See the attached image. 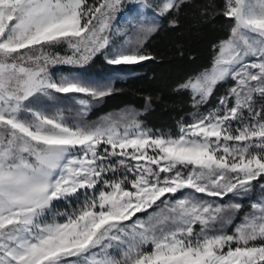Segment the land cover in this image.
<instances>
[{
  "label": "snow or ice",
  "instance_id": "6c2138e0",
  "mask_svg": "<svg viewBox=\"0 0 264 264\" xmlns=\"http://www.w3.org/2000/svg\"><path fill=\"white\" fill-rule=\"evenodd\" d=\"M181 2L163 0L156 14L178 12ZM124 4L0 0V264H264V202L228 234L241 205L205 198L240 196L264 177V0H226L229 37L215 46L212 68L181 87L199 106L218 83L234 86L175 137L132 112L87 121L89 101L78 94L113 89L49 72L108 49ZM134 27L110 64L151 58L141 49L158 25ZM64 46L71 56L52 51ZM44 100L55 104L45 109ZM62 102L79 104L78 118ZM81 190L77 209L48 219L53 201Z\"/></svg>",
  "mask_w": 264,
  "mask_h": 264
},
{
  "label": "trees",
  "instance_id": "16d2710c",
  "mask_svg": "<svg viewBox=\"0 0 264 264\" xmlns=\"http://www.w3.org/2000/svg\"><path fill=\"white\" fill-rule=\"evenodd\" d=\"M91 3L92 0H89ZM135 0H125L124 7L117 13L112 25ZM226 0H190L181 4L178 12L163 18L164 25L145 44L142 53L150 56L131 68L137 74L121 88L105 97L104 104L95 114H106L125 106L144 109L150 102L152 110L143 116L145 123L157 132L175 134L184 124H191L186 115L193 111L189 92L178 87L194 75L209 69L214 61L216 47L227 39L231 21L222 13ZM176 21L168 26L170 19ZM52 51L61 57L71 56L67 47ZM101 55H94L83 64H57L62 73L72 70L95 72L105 67ZM220 86L213 92L206 106H216ZM221 95V96H220Z\"/></svg>",
  "mask_w": 264,
  "mask_h": 264
},
{
  "label": "rangeland",
  "instance_id": "374dc122",
  "mask_svg": "<svg viewBox=\"0 0 264 264\" xmlns=\"http://www.w3.org/2000/svg\"><path fill=\"white\" fill-rule=\"evenodd\" d=\"M187 1L190 0H182L181 4ZM162 2L163 0H135V2L132 5H130L125 11H123L122 15H120L117 18L116 22L112 25V31L111 34L109 35V41H110L109 48L97 53V55H101L102 59L105 61L106 65L105 67H103V69H101L102 68L101 67L100 69H97V71L95 72L88 71L86 69V70H72L67 73H62V70L59 66H52L49 68V72L57 80L65 76L78 77L89 83L98 84L102 86H109L113 89L111 92L113 93L116 90L117 84H119L118 88H121V86H123L130 78L137 76V74L134 73L133 69L131 68L133 64L132 65L110 64L108 62V59L110 58L111 49L113 47L126 46L129 40H133L136 34V28L134 26L139 24H144L145 26H151L153 23H155L156 25H158L157 30L151 35H149L147 39L144 41L143 47L141 49L142 51L148 40L164 25L163 18L166 16L161 17L156 14L157 7ZM172 20L173 19L171 18L168 21V26L173 25L171 23ZM211 68L212 66L209 69ZM205 71H202L194 75L193 77H196ZM234 83L235 81H233L232 79H228L224 82L218 83L214 91L218 88V86H220L222 87L220 88L221 90L220 94L223 93V95L220 96L221 97L227 96L229 93V89L234 86ZM178 90L189 92L192 98L191 92L189 90L182 88L181 85L178 87ZM78 95L89 101V108L87 110L86 115L84 116V119H86L89 122L98 123L107 117L118 119L122 114H127L129 112H132L137 114V119H139L142 122L144 127L151 129L153 132H157L152 128H150L143 120V116L150 113V111L153 108V105L150 102L146 104L144 109H137L134 106H125L118 110H114L109 113L99 115V114H95V111L104 104V99L108 95L97 99H94L90 96H86L84 94H78ZM211 96L208 98L206 103L201 104L199 106H194L192 99L193 111L190 114L186 115V118L189 119L191 123L195 119H197L200 115L207 114L209 111H212L220 107L219 100L221 97L218 99V103L216 104V106H212V107L206 106L210 101ZM261 103L264 102H258L257 108L261 106ZM41 104L45 109H48V108H52L55 102L44 100L41 102ZM59 107L66 108L67 111L65 112V115H68L70 118H78V109L80 108L79 104L74 102H62L59 104ZM158 133H162V132H158ZM179 133H180V127L178 128V131L175 134H171V133H164V134L175 137L179 135ZM109 175H111V173H109ZM188 191L189 190L187 189L183 190L184 193H187ZM82 192L83 190H81L80 193H77L76 196L69 197L68 200L61 199L58 201H53L52 213L51 216L48 217V219L51 220L54 217L55 219L62 222L65 219V217L63 215H58V214L71 213L73 210L77 209L80 206V203H82L84 200V195L82 194ZM180 195H181L180 192L176 193V197H179ZM197 195H203V194H197ZM77 197L79 199H77ZM205 198L216 199L219 203H228L231 201L233 203H239L241 205L239 211L233 216L232 223L225 225L223 227L224 232L228 234H232L234 228L242 223L246 215L252 212L251 206L256 203L264 202V177L252 181L251 189L247 193H243L240 196H234L232 193H229L227 196L223 197L222 199L209 198V197H205ZM148 211H152V209H149ZM137 215L139 216L144 214L138 213ZM133 219H135V217H133ZM146 247L148 250L151 249V245H148ZM111 252L113 255L116 256V258H120V255L118 252H116L115 248H113Z\"/></svg>",
  "mask_w": 264,
  "mask_h": 264
}]
</instances>
